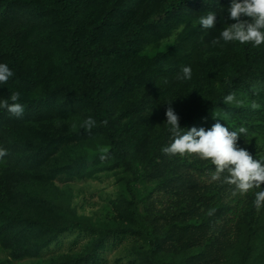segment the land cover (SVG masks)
<instances>
[{"label":"trees","instance_id":"obj_1","mask_svg":"<svg viewBox=\"0 0 264 264\" xmlns=\"http://www.w3.org/2000/svg\"><path fill=\"white\" fill-rule=\"evenodd\" d=\"M229 2L0 0V63L14 73L0 99L19 92L25 105L21 118L0 109V247L9 261L41 257L76 232L89 237L84 248L48 264H106L104 254L131 239L143 264H222L231 246L248 264L264 235L259 189L241 195L226 171L212 180L210 160L162 151L173 100L181 127L207 130L217 119L245 127L237 146L264 160V45L213 43L234 22L223 11ZM208 12L217 23L205 30L199 17ZM189 65L192 79H176ZM88 117L91 129L82 127ZM105 173L120 185L119 218L95 226L56 183ZM156 199L164 209L151 219ZM165 246L176 252L159 258Z\"/></svg>","mask_w":264,"mask_h":264},{"label":"clouds","instance_id":"obj_2","mask_svg":"<svg viewBox=\"0 0 264 264\" xmlns=\"http://www.w3.org/2000/svg\"><path fill=\"white\" fill-rule=\"evenodd\" d=\"M227 19L234 21L226 23L218 39L213 43H239L251 44L253 47L264 45V0H230L227 8L223 9ZM217 13L208 12L199 17V25L202 29L210 30L216 27ZM191 66H182L176 79L189 81L192 79ZM14 73L6 63H0V86L5 85L13 77ZM167 83V81H165ZM235 100L234 94L224 97V103ZM11 101V102H9ZM20 93L13 92L7 99H0V109L21 118L25 111V105L20 103ZM173 101V100H172ZM171 101V102H172ZM171 102L165 110V122L172 142L162 149L166 154H198L201 159L210 160L215 166L212 180H219L221 173L227 172L224 181L234 185L235 190L241 195L250 190L259 189L254 193L253 206L256 210L264 208V160L254 158L246 148L238 147L237 140L247 129L240 127L238 131L231 130L220 119L209 128L192 127L186 129L180 126L179 117ZM255 107V105H254ZM95 121L88 117L82 123V127L91 129ZM7 155V150L0 147V158Z\"/></svg>","mask_w":264,"mask_h":264},{"label":"rangeland","instance_id":"obj_3","mask_svg":"<svg viewBox=\"0 0 264 264\" xmlns=\"http://www.w3.org/2000/svg\"><path fill=\"white\" fill-rule=\"evenodd\" d=\"M60 190H69V208L74 210L77 217L83 218L95 226H107L118 221L119 215V183L117 177L112 173L100 174L96 178L83 181H73L56 183ZM159 200H162L159 198ZM159 200H155L152 204L150 218L157 219L156 214H161L164 209V202L160 204ZM163 201V200H162ZM149 206V203L146 207ZM57 222V219H54ZM165 222L159 221L162 228ZM163 230V229H161ZM89 237L84 234L73 233L59 238V243L49 249L43 256L38 258H28L21 262L9 261L6 253L0 247V264H48V261L54 253L73 255L80 252ZM76 241V242H75ZM254 249L248 258V263L255 257L254 264H264V235L254 241ZM141 243L138 240H129L122 244L117 250L106 252L104 259L106 264H143L140 256L134 249H137ZM142 250V249H141ZM174 251L168 246L162 247L158 253L159 258H168ZM226 253L229 256V262L222 260V264H239L240 250L235 247H229L222 251L221 255ZM232 253V254H231ZM223 257H225L223 255Z\"/></svg>","mask_w":264,"mask_h":264}]
</instances>
